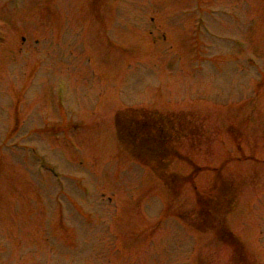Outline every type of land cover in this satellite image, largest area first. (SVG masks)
I'll use <instances>...</instances> for the list:
<instances>
[{
    "label": "rangeland",
    "instance_id": "374dc122",
    "mask_svg": "<svg viewBox=\"0 0 264 264\" xmlns=\"http://www.w3.org/2000/svg\"><path fill=\"white\" fill-rule=\"evenodd\" d=\"M16 1L0 0V30L9 36L8 43L0 42V62L8 65L0 73V264H264L259 212L264 210V0L214 1L231 15L214 18L213 30L235 35L238 27L250 47L237 51L232 43L211 47L205 41L203 71L184 80L183 103L175 105L179 113L205 115L208 142L201 162L212 168L226 164L221 175L230 179L239 199L232 226L248 248L245 262L218 236L199 235L192 249L189 237L173 236L174 217L161 220L165 206L139 188L134 164L116 136L115 109L131 99L164 109L172 100L157 84L162 68L136 60L160 57L161 34L172 43L165 47L184 51L181 43H188L192 19L177 17L186 11L183 0H18L26 16L20 30L9 24ZM47 6L57 12L47 15ZM239 12L248 19L236 27ZM41 15L48 21L44 26ZM246 52L258 61L248 64ZM57 76L70 84L66 100ZM70 120L77 122V134L59 140L50 128L42 130L45 136L34 128ZM17 141L39 145L48 163L69 176L59 207L52 203L59 181L36 175L28 148L14 147ZM238 143L243 154L235 150ZM175 168L186 174L190 169L183 163ZM211 169L199 178L201 186L213 183L217 175ZM112 173L120 179L117 194ZM80 181L94 185L93 201L83 197ZM113 193L116 203H109ZM185 193L181 208L188 210L195 205L189 200L194 193ZM63 219L68 226L60 231Z\"/></svg>",
    "mask_w": 264,
    "mask_h": 264
},
{
    "label": "trees",
    "instance_id": "16d2710c",
    "mask_svg": "<svg viewBox=\"0 0 264 264\" xmlns=\"http://www.w3.org/2000/svg\"><path fill=\"white\" fill-rule=\"evenodd\" d=\"M148 137H152V136H151V135H148L147 137H143L144 140H141V142L143 143V141H146V144H149L148 141H150L151 138L148 139ZM157 138H159V140H158V148H159V150H160V151H161V150L164 151L165 149H167V150H165V152L168 151V149H169V148H167V143H168V142H166V141H164L163 139H161V137H157ZM176 153H177V152H176Z\"/></svg>",
    "mask_w": 264,
    "mask_h": 264
}]
</instances>
